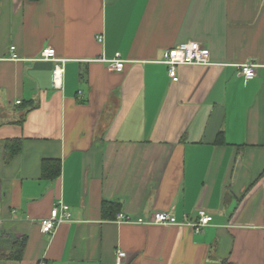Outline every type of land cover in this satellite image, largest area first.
Returning <instances> with one entry per match:
<instances>
[{
  "label": "crops",
  "instance_id": "obj_1",
  "mask_svg": "<svg viewBox=\"0 0 264 264\" xmlns=\"http://www.w3.org/2000/svg\"><path fill=\"white\" fill-rule=\"evenodd\" d=\"M190 41L210 63L172 81L163 52ZM59 201L69 218L42 233ZM14 240L0 264H264V0H0V252Z\"/></svg>",
  "mask_w": 264,
  "mask_h": 264
},
{
  "label": "built area",
  "instance_id": "obj_2",
  "mask_svg": "<svg viewBox=\"0 0 264 264\" xmlns=\"http://www.w3.org/2000/svg\"><path fill=\"white\" fill-rule=\"evenodd\" d=\"M98 40L101 41V37L98 36ZM14 46H10V51L12 52V57L15 58L16 55L13 53ZM42 60L55 61L52 69V82L53 86L60 88L62 86L64 66L63 60L55 58V50L50 46H46L41 52ZM103 58H101L102 60ZM104 60V59H103ZM108 62V67L114 71L120 72L124 67L125 60L120 57L119 52H115L112 58L104 60ZM162 63L166 64L168 67V75L172 81H177L178 76L176 72V66L178 65H207L209 64V49L198 42H182L178 45L166 49L163 52ZM239 72L244 77L245 80L253 79L255 76L256 64L253 62H244L239 66ZM80 95V92H78ZM69 206L61 201L54 204L51 208L48 216L43 217L40 220V231L45 234L51 233L58 223L69 218ZM184 221L182 224L189 226L194 232H200L204 226L212 221V216L203 209L197 210L195 216L192 218L184 214ZM118 221L128 222L131 218L119 212L117 214ZM147 223L153 224H178L175 221V217L171 212L166 211H156L153 213L152 218L147 221ZM180 224V223H179ZM125 252L117 250L116 252V264H121ZM38 264H45L43 261Z\"/></svg>",
  "mask_w": 264,
  "mask_h": 264
},
{
  "label": "trees",
  "instance_id": "obj_3",
  "mask_svg": "<svg viewBox=\"0 0 264 264\" xmlns=\"http://www.w3.org/2000/svg\"><path fill=\"white\" fill-rule=\"evenodd\" d=\"M20 151V143L17 139H9L5 141V145H4V153H5V157L6 159H10L13 155L17 154ZM53 163V164H57L56 161H49V160H44L42 163V167L44 169L43 175H48L47 173H49V171H46V167L48 166L49 163ZM46 169V170H45ZM54 171H51L50 178H54L58 175L59 170H60V166L59 164L56 166V168H54ZM46 173V174H45ZM114 204L117 203H104L102 205V210H107L111 207L114 206ZM23 246V241H18V240H14L11 245H10V252L7 254H4L2 252H0V256H4V257H19L18 255H15L16 253L20 252L21 247ZM221 264H230V262H228L227 259L222 260Z\"/></svg>",
  "mask_w": 264,
  "mask_h": 264
}]
</instances>
